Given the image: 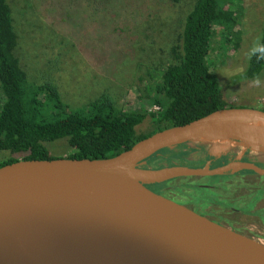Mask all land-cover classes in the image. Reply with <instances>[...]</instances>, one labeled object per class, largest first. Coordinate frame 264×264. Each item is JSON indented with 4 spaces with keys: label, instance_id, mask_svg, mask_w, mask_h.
Returning <instances> with one entry per match:
<instances>
[{
    "label": "water",
    "instance_id": "water-1",
    "mask_svg": "<svg viewBox=\"0 0 264 264\" xmlns=\"http://www.w3.org/2000/svg\"><path fill=\"white\" fill-rule=\"evenodd\" d=\"M200 142L214 145L204 166L147 164L163 150ZM233 143L264 154V111L221 109L110 159L29 160L0 168V264H264L258 239L149 188L242 171L264 176L240 156L211 168Z\"/></svg>",
    "mask_w": 264,
    "mask_h": 264
},
{
    "label": "trees",
    "instance_id": "trees-1",
    "mask_svg": "<svg viewBox=\"0 0 264 264\" xmlns=\"http://www.w3.org/2000/svg\"><path fill=\"white\" fill-rule=\"evenodd\" d=\"M111 1L55 0V4L48 3L49 12L62 25L68 9H79L83 16L86 10L90 16V8L101 12L104 34L98 51L103 57L102 60L100 56L96 60L89 59L106 75L113 70L114 64L129 56L124 26L131 21L122 18L123 14H116ZM241 2L194 0L176 39L167 40L158 48V54L150 50L156 59L146 65L149 81L145 89L147 101L158 108L150 113L142 108L124 110L107 93L75 108L63 101L51 75L39 82L30 81L18 55L20 36L10 0H0V168L29 160L110 159L157 132L188 124L221 109L242 108L224 99L222 81L208 64L216 28L224 47L233 52L239 48ZM261 30V37L259 33L257 41L250 46L245 67L231 77L230 85L248 84L264 76V26ZM76 37L85 42L84 36ZM82 44L83 52L94 54L92 45ZM113 53L119 55L108 64L105 55ZM148 118L149 129L138 134L137 128ZM58 143L68 147V156L52 154L50 148ZM198 149L190 144L180 145L153 155L147 164L153 169L194 163L201 167L206 160H213L207 156L202 160L189 159ZM215 162L216 167L221 164L220 160ZM167 185L149 188L163 192ZM192 188L200 190L195 185Z\"/></svg>",
    "mask_w": 264,
    "mask_h": 264
},
{
    "label": "rangeland",
    "instance_id": "rangeland-1",
    "mask_svg": "<svg viewBox=\"0 0 264 264\" xmlns=\"http://www.w3.org/2000/svg\"><path fill=\"white\" fill-rule=\"evenodd\" d=\"M193 2L194 0H112L110 3L116 14H123L122 18L131 21L128 26H124L125 39L129 42L127 44L129 56L114 64L113 70L106 75L99 70L97 63L92 64L90 61L91 57L95 60L99 56L102 60L103 57L98 51L100 42L103 43L104 34L101 12L90 8V16L87 10L83 16L79 9H68L63 26L48 10V3L55 4V0H10L12 15L20 36L18 55L30 81L39 82L51 75L60 90L63 101L75 108L84 106L107 93L124 110L142 108L150 113L155 111L154 105L147 101L148 92L145 86L149 79L146 76V65L156 59L150 50L154 49L158 54V48L167 40L176 39ZM240 5L242 14L238 25V30L241 31L239 48L233 52L231 48L224 47L219 29L216 28L208 64L220 77L224 88L223 96L228 103L264 111V76L248 84L230 85L231 77L239 74L245 67L250 46L259 33L261 37V29L264 26V0H242ZM76 36H84L85 42ZM82 43H85L86 47L92 45L94 54L83 52ZM118 55L106 54L108 64L113 63ZM149 127L150 118L137 128L138 134L145 133ZM190 145H198L200 148L188 157L195 161L204 159L214 146L204 142ZM232 145L233 149L220 154L221 159L230 160L240 156L241 160L249 159L264 164V154L252 152L236 143ZM50 150L53 155L62 157L68 156L70 152L63 143L55 144ZM186 166L199 167L196 163ZM237 174L238 172L229 176ZM226 177L180 179L168 183L164 194L176 200L183 195H192V199L196 201L201 196H212L209 190L192 188L201 183L213 185L224 180L234 181L236 183L230 182V193L235 191V196L255 195L257 186L264 184V178L257 175L244 177L245 185L241 184L239 177L232 179ZM216 190L219 191L220 188ZM220 192L227 196L225 188ZM255 221L258 222L257 219ZM246 227L248 228L246 230L254 235L264 237L261 227L256 224L249 223L247 226L245 223L244 228Z\"/></svg>",
    "mask_w": 264,
    "mask_h": 264
},
{
    "label": "flooded vegetation",
    "instance_id": "flooded-vegetation-1",
    "mask_svg": "<svg viewBox=\"0 0 264 264\" xmlns=\"http://www.w3.org/2000/svg\"><path fill=\"white\" fill-rule=\"evenodd\" d=\"M235 159H236L235 157L230 160L221 159L220 160L221 164L219 166L226 164L230 161H233ZM207 161L208 160H206L205 163ZM242 161L253 163L256 166L264 169V164H261V162H257L249 159H242ZM205 163L202 166H204ZM215 163L216 162L211 161V168L216 167ZM248 175H256V174L252 172L242 171V172H238L237 175H234L232 177L227 176L226 178L232 179L239 177V179H241V184L245 185L243 183V179ZM260 177L264 178V176H260ZM230 182H234V181L224 180L214 183L213 185H210L206 182L198 184L197 185L198 189L209 190L212 193V196L210 197L201 196L196 201L192 199V195H183L182 197L180 196L181 198L178 200L172 199L164 194L166 188L163 190V192H159V193L195 211L198 214L206 216L207 218H209L214 222H217L222 225L224 224L227 227L244 232L247 235L252 236L258 239L259 241H261L262 243H264V237L254 235L252 232L246 230L248 229L247 227L244 228L245 223L247 224V226L249 223L256 224L257 226L261 227L262 229L261 233L264 236V184L261 185L259 184L260 186H257L255 195L248 194V195L235 196V191L234 192L232 191V193H230V188H231ZM216 188H220V190H223L225 188V190L227 191V196L224 195L223 192H220V190L215 191ZM232 188H236V187L232 186ZM258 206H262V207L259 208ZM255 219H257L258 222L255 221Z\"/></svg>",
    "mask_w": 264,
    "mask_h": 264
},
{
    "label": "built area",
    "instance_id": "built-area-1",
    "mask_svg": "<svg viewBox=\"0 0 264 264\" xmlns=\"http://www.w3.org/2000/svg\"><path fill=\"white\" fill-rule=\"evenodd\" d=\"M154 111H157L158 110V108L157 107H154V109H153Z\"/></svg>",
    "mask_w": 264,
    "mask_h": 264
},
{
    "label": "bare ground",
    "instance_id": "bare-ground-1",
    "mask_svg": "<svg viewBox=\"0 0 264 264\" xmlns=\"http://www.w3.org/2000/svg\"><path fill=\"white\" fill-rule=\"evenodd\" d=\"M68 264H74V263L71 262V263H68Z\"/></svg>",
    "mask_w": 264,
    "mask_h": 264
}]
</instances>
